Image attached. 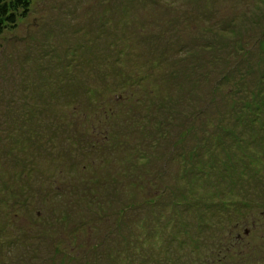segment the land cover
I'll return each mask as SVG.
<instances>
[{
    "label": "rangeland",
    "instance_id": "rangeland-1",
    "mask_svg": "<svg viewBox=\"0 0 264 264\" xmlns=\"http://www.w3.org/2000/svg\"><path fill=\"white\" fill-rule=\"evenodd\" d=\"M73 232L81 264H264V0H31L0 33V264Z\"/></svg>",
    "mask_w": 264,
    "mask_h": 264
},
{
    "label": "trees",
    "instance_id": "trees-1",
    "mask_svg": "<svg viewBox=\"0 0 264 264\" xmlns=\"http://www.w3.org/2000/svg\"><path fill=\"white\" fill-rule=\"evenodd\" d=\"M30 2H31V0H0V33L4 29H6L7 27L12 26V25H14L16 23L17 18L19 16H21L24 12H26V10L29 7ZM161 60H159L158 63H160ZM173 76H175V74H173L169 78H172ZM219 83H220V80H219ZM212 87L216 88V89L213 88L214 89V90H212L213 93H217V87H219L218 83L214 82V85ZM215 90H216V92H215ZM196 97H198V96H196ZM208 105L209 104H207V106ZM74 110H76V107L74 108ZM73 112H75V111H73ZM156 190H159V189L157 188ZM49 238H51V239L53 238L51 236V234L45 233V235H42V233H41L40 236L37 235L36 243H37L38 246H33V247L37 250V253L35 254L36 255L35 257L38 260V264H43L41 259H43L44 261L45 260L49 261L50 258L52 260H55L57 258V256H55V255L59 251H60L59 254L61 256H63V255L65 256L63 258L64 264H74L75 262H78L79 264H81L80 261L84 260L81 257V254L79 255L80 259H77L78 253H76V252L66 253V249L65 248H67V246H70V249H69L68 252H71L72 250H75L74 246L70 245V244H73L76 241V239H77V237L74 236V232L70 234L69 238L67 237L68 241H66L65 239H62L61 237H56L55 239L50 240L48 242L47 253H42V251L40 249V245H42L44 243H47ZM58 238L60 240H58ZM54 240H57V241H54ZM58 244H60L59 245L61 247L60 250L58 249L59 248ZM51 246L54 247L55 249H58V252H56L55 249L52 248ZM86 246L91 248V249L92 248L94 249L96 247V244L94 242H92V243L87 244ZM62 247L64 248V250H63Z\"/></svg>",
    "mask_w": 264,
    "mask_h": 264
}]
</instances>
